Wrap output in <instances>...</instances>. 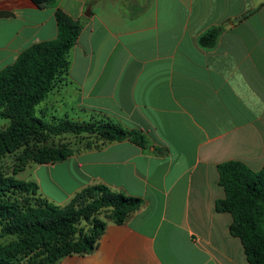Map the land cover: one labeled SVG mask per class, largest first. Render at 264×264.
I'll list each match as a JSON object with an SVG mask.
<instances>
[{
	"label": "crops",
	"instance_id": "obj_1",
	"mask_svg": "<svg viewBox=\"0 0 264 264\" xmlns=\"http://www.w3.org/2000/svg\"><path fill=\"white\" fill-rule=\"evenodd\" d=\"M57 8L82 29L41 103L139 129L149 145L124 139L32 164L29 180L57 205L94 184L144 199L91 253L55 264H249L215 205L220 163L264 165V0H0V70L57 36ZM215 25L223 32L206 49L198 37Z\"/></svg>",
	"mask_w": 264,
	"mask_h": 264
},
{
	"label": "trees",
	"instance_id": "obj_2",
	"mask_svg": "<svg viewBox=\"0 0 264 264\" xmlns=\"http://www.w3.org/2000/svg\"><path fill=\"white\" fill-rule=\"evenodd\" d=\"M33 1L41 5L50 0ZM55 18V38L31 44L0 70V115L8 119L0 128V238L16 236L0 246V264H55L67 255L91 253L108 222L94 219L91 231L84 232L79 228L82 220L108 209L111 221L122 224L144 204L143 198L122 189L94 184L60 206L42 197L36 182L17 176L31 162H58L78 151L66 144H50V134L95 135L96 145L86 148L124 139L149 145L141 130L127 129L110 119L64 118L53 123L37 114V106L68 70V53L82 29V23L61 8L56 9ZM223 29V25L207 29L198 37L199 44L214 48ZM14 153L18 155L9 169L3 159ZM218 172L225 196L216 200V210L231 213L230 232L241 239L249 264H264V165L254 170L242 160L231 159L220 163Z\"/></svg>",
	"mask_w": 264,
	"mask_h": 264
},
{
	"label": "rangeland",
	"instance_id": "obj_3",
	"mask_svg": "<svg viewBox=\"0 0 264 264\" xmlns=\"http://www.w3.org/2000/svg\"><path fill=\"white\" fill-rule=\"evenodd\" d=\"M49 103H50V100H49ZM49 103L46 102L45 105L43 103L39 104L37 106V109H36L37 114L42 116L45 120H47L49 122H53V123H58V122L64 120L63 116H60L58 114L56 115L55 113L53 114L52 108H50V110H48ZM6 124H8V119H6L0 115V128L5 126ZM97 140L98 139L95 135H93V134L89 135L86 133H83V134L63 133V134H59V135L50 134L48 137V142L50 144H55V145L66 144V145H69L70 147H72L74 149H78V150H80L82 148H86V146L88 144L96 145ZM18 153L7 155L3 159L4 166L11 169ZM33 163L34 162L29 163L25 169H23L22 171H20L17 174V176L21 179L29 181L30 173L32 170L31 166ZM70 200L66 204H68L70 202ZM66 204L60 205V206H65ZM110 214H111V212L108 209H102L98 212H95L90 219L82 220L79 223V228L82 229L84 232H90L92 229V221L94 219H101V220H104L106 222H110L111 221ZM15 238H16V236H11V235L0 238V246L9 243L10 241L14 240Z\"/></svg>",
	"mask_w": 264,
	"mask_h": 264
}]
</instances>
